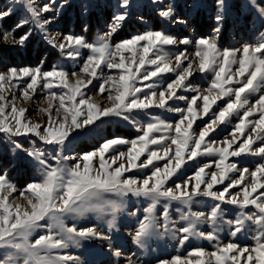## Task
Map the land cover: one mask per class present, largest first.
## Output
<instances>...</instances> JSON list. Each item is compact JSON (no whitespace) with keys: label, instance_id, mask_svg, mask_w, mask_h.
<instances>
[{"label":"snow or ice","instance_id":"1","mask_svg":"<svg viewBox=\"0 0 264 264\" xmlns=\"http://www.w3.org/2000/svg\"><path fill=\"white\" fill-rule=\"evenodd\" d=\"M66 3L26 0L24 7L45 42L72 60V67L55 64L44 71L39 65L12 66L0 71V134L14 151L29 158L38 172L23 187L0 172V249L5 253L0 264H87L59 250L92 239L109 241L111 254L121 257L123 250L114 247L111 237L97 225L81 226L75 221L89 214L101 219L111 216L107 224L112 229L117 211L130 196L150 201L142 219L137 212L131 213L138 218L131 238L140 248L154 235H168L173 202L187 207L181 215L187 226L176 230L181 246L191 237L217 241L215 230L204 232L198 225L208 223L215 229L223 219L222 205L256 209L253 213L241 211L227 221L233 226L232 236L247 230L246 221L258 225L253 247L217 242L214 251L196 247L187 256L158 259L156 264H264V42L245 43L242 50L218 47L224 0H216L213 35L197 38L191 55L187 48L166 51L165 46L193 42L188 37L177 40L162 30H148L113 43L112 37L129 16L132 0H118L111 23L94 42L72 33L51 34L49 26ZM151 3L158 6L161 18L186 23L175 15L174 5L165 6L162 0ZM246 6L256 10L258 21H264V6L257 0H246ZM12 14L11 7L0 10V21ZM45 14L50 15L45 18ZM28 23L22 18L11 29L0 25V43L23 47L32 29L19 37L16 31ZM105 68L112 74L105 75ZM197 72L205 77L212 74L207 87L192 86L191 78ZM169 73L175 78L166 82ZM38 90L43 92L39 101ZM180 91L194 94L189 98ZM102 94H106L108 106L96 99ZM255 96L258 99L253 103ZM169 102H184L186 107H173ZM32 104L37 105V121L27 116ZM150 109L175 113L179 119L170 123L159 115L149 117ZM140 114L149 117L147 122L141 124L136 118ZM111 117L139 128L142 134L132 139L105 138L89 151L65 154L71 151L80 130ZM204 117L210 118L199 127L196 122ZM229 126L231 131L222 140L214 138ZM19 137L34 139L25 147ZM38 142L52 146L51 150L38 147ZM247 156L259 158L254 168L230 161ZM203 157L215 159L196 166L185 177L188 162L198 165V158ZM160 161H166L163 167L157 166ZM170 182L174 187L168 186ZM200 197L216 203L207 212L193 211L192 206L201 203ZM161 204L162 224L155 214ZM125 264H137L134 254Z\"/></svg>","mask_w":264,"mask_h":264},{"label":"rangeland","instance_id":"2","mask_svg":"<svg viewBox=\"0 0 264 264\" xmlns=\"http://www.w3.org/2000/svg\"><path fill=\"white\" fill-rule=\"evenodd\" d=\"M26 0H0V10L6 8H13V14L3 21L0 25L4 29L13 28L20 19H27L29 23L16 31V36L19 37L23 33L32 29V35L23 47L10 46L0 43V71L5 70L7 67H24V66H41L44 71H48L55 64H62L67 68H71L73 61L62 57L58 49L51 47L42 37L39 30L35 29L30 15L25 10ZM49 2V0H36L37 4ZM61 0H56L57 5ZM165 6L169 4L174 5L175 15L185 20L186 23H174L173 20H165L158 15L159 8L157 5L151 3V0H132V7L129 10V16L123 22L121 28L112 37V42H119L123 39L130 38L136 34H142L148 30H162L165 34L175 37L177 40L188 37L193 43L190 45H175L165 46V50L170 53L187 48L188 54L191 55L195 52V40L200 37H210L213 35V30L217 27L216 16V0H162ZM118 0H67L66 5L56 15L55 22L49 26V32L55 34L72 33L74 35H82L88 42H94L98 34H103L108 25L112 21L113 15L117 11ZM257 3L264 6V0H257ZM224 20L221 31L218 37V47L223 50L241 49L245 43L257 44L264 42V21H258L256 10L246 6V0H224ZM50 14H45V18ZM143 17L141 20L140 17ZM202 24L200 25V23ZM85 26L87 29L85 30ZM62 39V36L60 37ZM87 54V50H83ZM41 61L43 64L41 65ZM82 63V61H81ZM187 66V62H185ZM238 66V65H236ZM234 66V68L236 67ZM105 75L112 74L110 70L105 68ZM114 71V70H113ZM175 78V74L169 73L165 76V81L169 82ZM212 78V74H207L205 77L199 72L195 73L191 78L193 87H200L201 89L208 86ZM96 90L99 84L94 81ZM166 86V84H165ZM95 94V90H94ZM179 94L187 95L189 98L194 93L180 91ZM43 95L42 90L37 92V101ZM10 99V97H9ZM96 99L104 101V106H108L106 101V94L96 96ZM258 96L251 98L254 103ZM173 107L180 106L186 107L184 102H177ZM226 100L220 102L223 106ZM30 110L27 116L33 121H37L40 117L37 114V105L32 104L29 106ZM218 111V108L216 109ZM242 114V113H241ZM151 115H159L170 123H174L179 116L175 113H170L161 109H150L149 117ZM149 117L143 114L137 115V119L141 124L147 122ZM210 117H204L202 121L196 122L199 127L203 126ZM253 119H258V116H253ZM237 120L233 118L232 123L235 124ZM195 127V125H194ZM196 127V131H199ZM227 131H231V126L226 131H222L216 139L222 140ZM142 134L139 128L129 124L128 122L116 118H102V122H98L96 127L80 130L78 136H74L71 143V151H66V155L73 152L80 153L89 151L94 147H98L105 138H112L114 136H121L127 139L135 138L137 135ZM20 143L25 147L29 146V142L34 137H19ZM239 143V142H238ZM38 147H44L46 150H51L52 146L43 145L38 142ZM258 146V145H257ZM121 150H126L122 148ZM146 157H142L144 159ZM215 157L198 158L199 164L193 165V162H188L185 168V177L190 175L196 166H202L203 163ZM231 162H238L240 166H247L254 168L255 164L259 162L256 157H242L230 158ZM166 161L157 162V166L163 167ZM98 166V165H97ZM214 170V167H213ZM0 172H6L7 177L17 184L18 187H23L26 183L31 182L38 176L36 168L33 163L25 156L24 153L14 151L11 144L7 139L0 134ZM148 173L145 172V175ZM169 187H174L170 182ZM219 187V186H217ZM239 191V188L235 189ZM201 203L192 206L193 211L207 212L210 207L216 203L210 198L200 197ZM150 201L144 198L128 197L124 200L121 209L115 215V227L108 228L107 221L112 219L108 216L104 219L99 218L96 214H89L85 218L75 221L81 226H91L95 224L106 235L111 237L113 246H119L123 252L121 257H115L109 250V241L100 239H92L90 241H80L79 246L70 244L67 249L59 250L61 254H71L78 256L81 261H86L87 264H125V259L129 255L135 256L137 264H156L158 259H171L174 255L187 256L188 252L196 247H203L208 252L214 251L217 242L227 244L233 242L241 247H253L256 243L254 235L257 233L259 226L252 221H246L245 231H241L237 236H232L231 231L233 226L227 223L228 220L234 219L241 211L247 213L256 212L253 206L241 210L236 206L227 204L222 205L223 219L217 221L214 226L208 223H201L198 229L204 232L213 231L217 233V241H208L198 237H191L183 246L179 243L178 230L180 227L187 226V221L181 220V215L187 211V207L179 205L178 202H173L170 209L169 219L172 223L169 224L168 235H154L150 237L145 246L140 248L132 241V233L138 226L137 216L131 215L132 212H137L139 218H143L144 209L148 207ZM162 211V204L157 206L156 218L163 223V218L160 215ZM72 223V221H68ZM5 255L4 250L0 249V257Z\"/></svg>","mask_w":264,"mask_h":264},{"label":"crops","instance_id":"3","mask_svg":"<svg viewBox=\"0 0 264 264\" xmlns=\"http://www.w3.org/2000/svg\"><path fill=\"white\" fill-rule=\"evenodd\" d=\"M202 24V22L200 23V25Z\"/></svg>","mask_w":264,"mask_h":264}]
</instances>
